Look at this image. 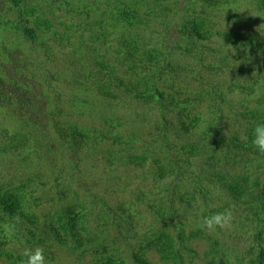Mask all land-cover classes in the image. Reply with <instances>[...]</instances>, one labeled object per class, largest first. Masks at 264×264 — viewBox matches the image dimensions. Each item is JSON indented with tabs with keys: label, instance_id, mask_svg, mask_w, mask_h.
Here are the masks:
<instances>
[{
	"label": "rangeland",
	"instance_id": "1",
	"mask_svg": "<svg viewBox=\"0 0 264 264\" xmlns=\"http://www.w3.org/2000/svg\"><path fill=\"white\" fill-rule=\"evenodd\" d=\"M259 123L264 0H0V264H264Z\"/></svg>",
	"mask_w": 264,
	"mask_h": 264
},
{
	"label": "clouds",
	"instance_id": "2",
	"mask_svg": "<svg viewBox=\"0 0 264 264\" xmlns=\"http://www.w3.org/2000/svg\"><path fill=\"white\" fill-rule=\"evenodd\" d=\"M252 136V145L259 153L264 154V123H259L253 128ZM232 220V211L226 209L204 217L200 226L210 231H215L217 228L226 229L231 226ZM8 235H12L10 230ZM22 255L26 257L22 264H45L44 250L41 247L25 248Z\"/></svg>",
	"mask_w": 264,
	"mask_h": 264
},
{
	"label": "trees",
	"instance_id": "3",
	"mask_svg": "<svg viewBox=\"0 0 264 264\" xmlns=\"http://www.w3.org/2000/svg\"><path fill=\"white\" fill-rule=\"evenodd\" d=\"M186 32V31H185ZM191 34V38L195 37L198 35L197 30H193V32H190ZM189 35V34H188ZM195 77V76H194ZM130 91V90H127ZM134 91V92H133ZM133 92V94L137 97L143 98L145 101H150L153 99V96L155 95V92H150V91H144V92H137L136 90H131V93ZM208 93V92H207ZM158 95L163 97L166 104L164 105V108L169 106L170 104H172L173 102H171L169 99H167V97L165 96V94L163 92H158ZM203 97V96H202ZM185 100H189V98H185ZM180 121V120H179ZM186 122V121H184ZM184 151V150H183Z\"/></svg>",
	"mask_w": 264,
	"mask_h": 264
}]
</instances>
